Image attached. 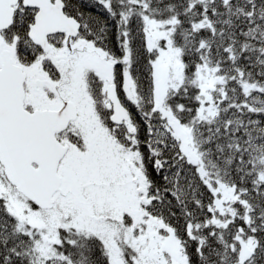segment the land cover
Returning <instances> with one entry per match:
<instances>
[{
  "label": "snow or ice",
  "instance_id": "snow-or-ice-1",
  "mask_svg": "<svg viewBox=\"0 0 264 264\" xmlns=\"http://www.w3.org/2000/svg\"><path fill=\"white\" fill-rule=\"evenodd\" d=\"M0 264H264V0H0Z\"/></svg>",
  "mask_w": 264,
  "mask_h": 264
}]
</instances>
